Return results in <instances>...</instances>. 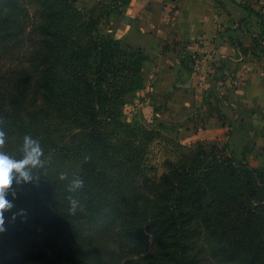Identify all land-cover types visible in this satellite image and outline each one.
I'll use <instances>...</instances> for the list:
<instances>
[{
  "label": "trees",
  "instance_id": "obj_1",
  "mask_svg": "<svg viewBox=\"0 0 264 264\" xmlns=\"http://www.w3.org/2000/svg\"><path fill=\"white\" fill-rule=\"evenodd\" d=\"M21 3L0 0V43H18L31 24L36 44L25 65L0 75V131L6 138L33 108L77 130L74 143H55L45 118L40 163L25 167L27 181L13 170L0 264H199V235L224 264H264V163L235 162L197 139L151 182L148 142L160 131L123 117L127 96L143 87L148 54L101 32L94 7L86 15L73 0H29L30 15ZM250 12L263 36L264 14ZM238 45L246 52L259 42L253 34L250 46ZM74 179L83 185L69 191Z\"/></svg>",
  "mask_w": 264,
  "mask_h": 264
},
{
  "label": "rangeland",
  "instance_id": "obj_2",
  "mask_svg": "<svg viewBox=\"0 0 264 264\" xmlns=\"http://www.w3.org/2000/svg\"><path fill=\"white\" fill-rule=\"evenodd\" d=\"M20 1L23 10L32 15L33 6L28 3L29 0ZM73 1L86 15H88L90 8L94 7V14L101 16L98 24L100 31L115 35V31L111 29L130 0ZM259 8L264 14V3ZM237 24L247 32L249 30L250 33L256 34L259 45L252 50L255 57H261L264 54V51L260 50V47H264V35L260 34L259 19L254 14L240 16L237 18ZM31 29V24H26L19 32L20 41L16 44L4 45L5 43H0V75L8 74L15 66L25 65L26 55L36 44V35ZM120 38L124 43L129 44L122 37ZM149 58L148 54V59L143 66V87L129 94L126 103L123 105L124 118L137 120L145 127H155L160 131L158 136L153 137L148 142L145 160L146 178L151 182L158 181L161 174L167 169L168 160H176L181 153L188 152L197 139L203 143L216 144L218 147L226 148L219 153L226 152L235 162L246 161L252 166H259L264 163V120L261 118L257 120L256 104L249 108L241 101L238 112H235L233 108L229 110L225 104L229 97L224 94L220 96L215 94L214 90L217 92V89L213 90L210 84L205 86V82L202 80L205 79L203 77L204 70L200 62L193 66L190 64L181 65L182 70L178 69L181 74L189 70L190 86H180L178 80H175L174 82L178 86L170 82V86L173 85V91L169 93L168 87L169 81H171L169 77L155 83L152 76H149V72L151 73L154 68L153 63L148 61ZM223 65L224 62L215 64L217 68L220 67V70L224 67ZM227 69V72L221 70L220 74L217 76L214 74L212 78L215 80L231 78L230 88L241 86V82L244 80L242 78L243 73L237 74L238 67H233V64H229ZM200 82H203V86ZM186 99L188 102L185 101ZM20 113H22L23 123L16 125L13 132L9 131L3 144L7 147L6 155L14 161L15 152L26 149V136L35 142L28 149L37 145L39 148L48 147L49 140L43 139L47 133L45 118L50 122L49 130L55 138L51 139L53 142L58 144L74 143L70 133L77 129L76 125L69 119H64L53 112L47 116L44 112L38 111L37 108L28 112L24 110ZM232 115L235 117L233 119L234 127L231 126L230 117ZM244 115L250 116L251 120L244 121ZM74 165L76 166V163L69 161L66 163L67 167ZM216 175L217 173H214L211 177ZM222 177L219 176L216 180ZM193 244L196 260L199 264H224L212 256L209 241L205 237L197 236Z\"/></svg>",
  "mask_w": 264,
  "mask_h": 264
},
{
  "label": "crops",
  "instance_id": "obj_3",
  "mask_svg": "<svg viewBox=\"0 0 264 264\" xmlns=\"http://www.w3.org/2000/svg\"><path fill=\"white\" fill-rule=\"evenodd\" d=\"M263 3L264 0H130L110 29L115 36L141 46L149 54L148 61L154 66L149 76L155 83L169 77V93L173 91L170 82L175 80L180 86H190L189 70L181 74V65L200 62L205 86L210 84L217 89L215 94L228 96L225 104L229 110L238 112L241 101L249 108L256 104V118L264 120V54L257 58L251 49H239L238 41L250 46L253 34L237 24L238 17L253 15L250 8L260 11ZM218 62H224L221 70L225 72L229 64L238 67L236 72L243 73L244 79L241 86L230 88L231 78H212L220 74V67L215 66ZM234 118L230 117L232 127ZM249 120L250 116L244 115V121Z\"/></svg>",
  "mask_w": 264,
  "mask_h": 264
},
{
  "label": "clouds",
  "instance_id": "obj_4",
  "mask_svg": "<svg viewBox=\"0 0 264 264\" xmlns=\"http://www.w3.org/2000/svg\"><path fill=\"white\" fill-rule=\"evenodd\" d=\"M5 143V134L0 131V147ZM35 142L30 139V137H25V148L28 149L30 145H34ZM41 155V150L39 146H33L30 150L26 151V155L21 161H14L4 152L0 151V229L4 224V212L10 210L13 206L12 203L6 198V190L12 182V172L15 170L20 174L23 180L27 181L29 175L24 171L25 167L28 165L36 166L40 163L39 157ZM83 181L80 179H74L71 182L69 191H74L77 188L82 187Z\"/></svg>",
  "mask_w": 264,
  "mask_h": 264
}]
</instances>
